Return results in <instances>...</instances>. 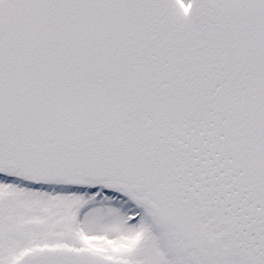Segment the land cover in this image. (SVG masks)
Listing matches in <instances>:
<instances>
[{
	"label": "snow or ice",
	"instance_id": "snow-or-ice-1",
	"mask_svg": "<svg viewBox=\"0 0 264 264\" xmlns=\"http://www.w3.org/2000/svg\"><path fill=\"white\" fill-rule=\"evenodd\" d=\"M0 264H264V0H0Z\"/></svg>",
	"mask_w": 264,
	"mask_h": 264
}]
</instances>
